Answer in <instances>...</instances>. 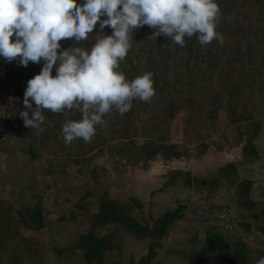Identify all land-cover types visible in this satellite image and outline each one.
Listing matches in <instances>:
<instances>
[{"label":"trees","instance_id":"obj_1","mask_svg":"<svg viewBox=\"0 0 264 264\" xmlns=\"http://www.w3.org/2000/svg\"><path fill=\"white\" fill-rule=\"evenodd\" d=\"M84 2L77 0L78 4ZM217 3L220 16L216 31L223 36L222 46L218 40L201 45L193 36L186 37L185 46L181 47L170 37H152L154 29L148 25L135 29L125 59L135 60L137 66H134L132 76H128L122 71L120 61L118 71L123 72L129 82L145 72H152L155 94L151 100L134 99L131 109L124 114L113 109L103 118L105 123L96 126V134L90 142L75 139L68 145L62 137V126L67 121L80 120L81 113L44 110L45 120L40 125L42 132L29 127L23 130L28 137L25 145L29 157H39L41 149L55 142L61 159L56 158L53 164L47 161V173L53 175L55 181L64 175L56 172L55 165L59 161L73 156L80 159L92 149H99L100 153L108 154L128 166H145L156 156L165 161L178 158L177 145L158 142L155 135L181 110L188 115L189 125L198 130L214 125L222 114L231 123H238L239 136L245 137L242 154L256 156L253 140L264 122V0H217ZM104 19L107 17H101V20ZM112 32L110 27H105L102 34L112 35ZM98 34H101L99 22L87 40L79 44L74 39L62 40L58 52L73 45L90 50ZM43 65L41 60L40 63L29 62L24 67L17 58L9 65H0V73L17 80L18 86L25 92L28 80L39 74ZM52 75H56L55 67ZM31 115L29 112V117ZM138 135L143 138L142 144L135 141ZM252 185L248 180L240 183L239 194L245 205L250 203L248 194ZM140 207L135 199L120 204L101 198L95 208H87L90 219L88 231L79 234L76 246L83 264H106L102 254L114 246L117 232L98 237L93 232L95 226L106 223H115L117 231L147 239L146 255L138 261L130 258L126 264H148L160 247L167 226L179 216L180 207L153 220L151 225L140 223L130 215V209ZM42 227L43 213L38 204L23 205L15 210L8 202L0 200V264H36L41 250L37 233ZM22 228L33 233L25 234ZM256 229L264 236V223ZM220 235L208 231L209 246L220 242ZM225 261L227 264H247L246 253L235 251L227 255ZM190 264L199 263L191 259Z\"/></svg>","mask_w":264,"mask_h":264},{"label":"crops","instance_id":"obj_2","mask_svg":"<svg viewBox=\"0 0 264 264\" xmlns=\"http://www.w3.org/2000/svg\"><path fill=\"white\" fill-rule=\"evenodd\" d=\"M4 78L13 81L0 73V87L6 82ZM2 99L0 136H6L10 110L15 109ZM11 138L17 146L8 153L0 147V182H7L8 192L15 193L18 203L40 206L43 227L39 231L44 242L51 245L49 261L53 264L84 263L76 249L78 236L88 231V209L95 208L101 198L120 204L137 200L141 207L130 209V215L148 225L180 207L179 216L167 226L161 245L148 264H190L191 259L199 264H227L226 256L235 251L246 253L247 264H257L264 257V236L256 229L264 223V133L254 140L256 156H244L240 144L199 157L181 155L167 165L151 161L143 169L117 172L93 167L89 172L81 170L60 179L48 190L41 162L28 158L21 138ZM247 180L253 185L248 194L250 203L245 205L239 186ZM194 202L231 209L240 221L244 237L233 240L220 235V242L209 246L211 230L194 219L189 208ZM93 232L96 237L117 232L114 246L102 254L106 264H126L130 258L138 261L147 253V239L117 231L115 223L97 225Z\"/></svg>","mask_w":264,"mask_h":264},{"label":"clouds","instance_id":"obj_3","mask_svg":"<svg viewBox=\"0 0 264 264\" xmlns=\"http://www.w3.org/2000/svg\"><path fill=\"white\" fill-rule=\"evenodd\" d=\"M219 16L217 0H0V57L8 62L19 58L24 67L44 61L27 82V110L20 112L24 125L42 132L44 110L76 111L82 118L63 124V140L66 145L75 139L90 142L113 109L124 114L134 99L149 102L155 94L152 72L129 82L118 71L135 29L148 25L152 37H170L181 47L193 36L201 45L218 40L222 46L223 36L216 31ZM98 22L101 34L90 50L73 45L58 52L62 40H87ZM105 27L112 35L102 34ZM257 264H264V257Z\"/></svg>","mask_w":264,"mask_h":264},{"label":"rangeland","instance_id":"obj_4","mask_svg":"<svg viewBox=\"0 0 264 264\" xmlns=\"http://www.w3.org/2000/svg\"><path fill=\"white\" fill-rule=\"evenodd\" d=\"M0 64L1 65H9L10 62L5 60L3 57H0ZM134 66H137L135 60H127L124 59L122 61V71L125 72L128 76H132L134 72ZM9 79V78H8ZM6 81L3 86L0 87V97L3 98V101H6V104H9L10 107H13L15 110L11 112L7 122V135L0 136V147H2L7 153L11 150V148L17 146L16 140L11 138L12 135L19 137L24 142V151L26 152L28 158L32 162H41V167L43 169V175L45 176L44 184L45 189H49L50 187L56 186L59 180L54 179L53 175L47 173V161L50 160L51 164L56 160V158L61 159L59 152L56 148V143L51 142L48 146L41 149V155L34 159H31L27 153L25 142L27 141L28 137L23 134L24 121L20 117L21 111H26L27 109L23 108V98H24V91L21 87L18 86L17 80ZM187 114L185 111H179L166 125L162 126L159 132L155 135V138L158 142L163 143H174L177 145V151L180 154L179 157L186 156L189 157H199L207 152H218L223 149V147L227 146H239L243 144L245 140L244 136H239V131L237 129L238 123H231L227 117L223 114L219 115L217 121L214 125L200 127L198 130L189 125ZM264 133V122L262 124V128L258 135L259 137ZM227 137V138H226ZM255 138V139H256ZM229 139V141H228ZM254 139V140H255ZM253 140V144H254ZM135 141L138 144H142L143 138L138 135L135 138ZM85 142V141H84ZM87 143V142H85ZM255 146V145H254ZM99 149L95 150H88L84 155H81L80 159L78 157L73 156L66 160L59 161L56 166V172L63 173V177L71 176L73 174L78 173L81 170H88V172L93 167H98L106 170L109 168L111 170H116L117 172H121L122 170H133V169H143L146 168L147 165L151 161H157L160 163H167L169 161L176 160L178 158H172L168 161H165L162 157L156 156L155 159L146 163L145 166L138 164L136 166H128L123 161L117 160L114 157L108 154H102L98 151ZM257 151V149H256ZM242 153V149H241ZM177 174V171H175ZM96 177V176H95ZM60 178V179H62ZM38 181V179H37ZM8 184L7 182H0V200H4L8 202L13 209H18L19 207L23 206L24 204L18 203L17 197L15 193L8 192ZM44 191V187H43ZM45 192V191H44ZM196 203H204L209 205L205 202H194L189 205V208L196 219L192 206ZM209 206H216V205H209ZM223 207V206H220ZM240 222V221H239ZM199 223V222H198ZM200 224V223H199ZM201 225V224H200ZM202 226V225H201ZM203 227V226H202ZM204 228V227H203ZM206 229V228H205ZM21 231L23 233L32 234V230L22 228ZM39 244H40V254L35 260L36 264H53L49 261V256L51 255L50 249L51 245L49 243H45L42 234L40 231L37 233ZM2 255V254H1ZM5 255V254H3ZM23 257V254H22ZM23 260V259H21Z\"/></svg>","mask_w":264,"mask_h":264},{"label":"built area","instance_id":"obj_5","mask_svg":"<svg viewBox=\"0 0 264 264\" xmlns=\"http://www.w3.org/2000/svg\"><path fill=\"white\" fill-rule=\"evenodd\" d=\"M192 210L198 222L207 230L233 240H240L244 237L241 224L231 209L196 203L192 206Z\"/></svg>","mask_w":264,"mask_h":264}]
</instances>
